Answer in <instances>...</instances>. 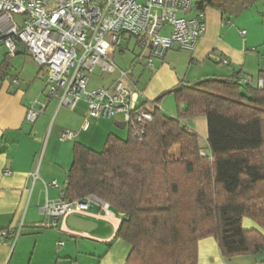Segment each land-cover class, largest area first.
Masks as SVG:
<instances>
[{
	"label": "trees",
	"instance_id": "16d2710c",
	"mask_svg": "<svg viewBox=\"0 0 264 264\" xmlns=\"http://www.w3.org/2000/svg\"><path fill=\"white\" fill-rule=\"evenodd\" d=\"M252 2L206 0L197 8L237 16ZM9 65L5 56L0 78ZM239 77L183 85L173 93L177 117L157 98L143 126L128 123L124 139L108 134L100 151L74 142L63 196H94L121 214L115 235L131 247L129 264H197L206 237L224 258L264 251V90ZM199 116L207 120L206 148L181 123ZM244 217L263 233L243 228Z\"/></svg>",
	"mask_w": 264,
	"mask_h": 264
},
{
	"label": "crops",
	"instance_id": "0c3cea01",
	"mask_svg": "<svg viewBox=\"0 0 264 264\" xmlns=\"http://www.w3.org/2000/svg\"><path fill=\"white\" fill-rule=\"evenodd\" d=\"M15 16L13 20L19 21L20 17ZM208 16L211 20L214 18L212 14H205L206 31L193 49L175 47L162 58L154 59L150 69L145 67L144 60L140 63L136 55L129 69L131 77L137 81L138 105L145 102L151 108L152 101L159 98L158 108L177 117L178 106L171 91L177 85H191L209 77H227L234 72L253 78L264 73V41L259 47L257 41L235 39L231 28H224L222 22L208 25ZM130 41L128 39L127 45ZM5 56L10 65L0 78V229L13 226L21 219L24 227L15 241L0 242V264H129L126 259L131 247L115 235L121 214L112 208L108 207L105 213L97 203L90 206L82 215L95 223L90 231L69 227L67 219L58 220L56 226L43 225L47 218L44 206L59 199L66 186L65 176L72 162L74 142L100 151L108 134L126 138L121 132L126 125L123 128L115 125L122 121V116L95 119L87 115L84 99L73 109L58 108L55 99H48L44 112L35 122H28L25 119L27 107L35 99H45L42 95L44 72L26 50L11 57L3 49L0 63ZM137 64L142 68L134 72ZM95 73L96 77L102 76L98 71ZM88 88L93 89L89 83ZM180 106L182 108L183 104ZM85 119L88 127L82 129ZM181 123L197 134L203 148L207 147L204 116L185 118ZM65 129L75 133L73 139H60ZM47 131L49 137L40 159ZM6 169L9 174H4ZM52 181L56 185H52ZM242 226L263 233L254 221L245 220V224L242 221ZM197 264H264V251L224 258L216 240L206 237L197 243Z\"/></svg>",
	"mask_w": 264,
	"mask_h": 264
},
{
	"label": "built area",
	"instance_id": "2783aa9c",
	"mask_svg": "<svg viewBox=\"0 0 264 264\" xmlns=\"http://www.w3.org/2000/svg\"><path fill=\"white\" fill-rule=\"evenodd\" d=\"M205 1L0 0V54L5 49L12 57L24 45L44 72L45 99L32 101L25 119L35 122L46 109L48 99H55L58 108L69 109L84 99L89 117L111 119L121 115L125 125L143 126L153 106L137 107L139 90L131 69L120 70L108 86L94 89L88 88L89 74L95 70L100 74L114 73L117 70L114 54L123 40L127 42L131 38L140 47L138 57L144 58L148 69L152 68L154 59L162 58L175 47L193 49L206 31L205 9L197 8ZM14 15L20 20H13ZM239 33L243 35L245 31ZM239 82L264 90V73L256 78L240 75ZM81 127L87 129V119ZM142 133L143 129L136 135ZM74 136V132L65 129L60 139ZM9 173L8 169L4 171ZM63 195L62 192L59 199L44 206L47 217L44 226H56L58 220L71 215L82 216L93 203L107 213L108 204L94 196L68 200ZM23 227L21 219L0 229V242L15 241Z\"/></svg>",
	"mask_w": 264,
	"mask_h": 264
},
{
	"label": "rangeland",
	"instance_id": "374dc122",
	"mask_svg": "<svg viewBox=\"0 0 264 264\" xmlns=\"http://www.w3.org/2000/svg\"><path fill=\"white\" fill-rule=\"evenodd\" d=\"M207 15H213L214 18L211 20V16L206 19L207 24L212 25H219L220 22L224 24V28H231V36L235 39H242L245 38L249 42H259V47L263 46L264 41V31H263V25H264V3L263 0H253L252 4L248 6L242 13L239 15H230L228 12H226L223 15V19H221V13L217 11L216 9H213L211 7L206 8ZM17 17V16H15ZM237 19V20H236ZM244 30L245 33L243 34V37L239 35V31ZM258 43V44H259ZM122 52H121V51ZM140 53V47L136 44L135 38H131L130 43L127 45V42L123 40L120 44V47L117 49L116 53L114 54V63L117 66V70L112 73H101L102 76L96 77V71L95 70L92 74H89V87L90 88H98L101 86H106L109 81L112 79H116L119 75L120 70L129 69L134 64V58L136 59V55ZM144 58H140V63H143ZM134 72H138L142 65L137 64L135 66ZM100 77V78H99ZM124 137L127 136L128 130L127 127H125L123 130H121ZM47 131V135L44 141L43 149L40 153V159L43 156L45 146L47 143V138L49 137ZM204 146V145H202ZM100 150V149H99ZM175 154L178 153V149H175ZM249 220L252 222L251 219L244 217L242 221Z\"/></svg>",
	"mask_w": 264,
	"mask_h": 264
},
{
	"label": "water",
	"instance_id": "95a60500",
	"mask_svg": "<svg viewBox=\"0 0 264 264\" xmlns=\"http://www.w3.org/2000/svg\"><path fill=\"white\" fill-rule=\"evenodd\" d=\"M25 52L24 45L19 46L17 54H22ZM181 86L177 85L176 87L172 88L171 91L175 92L176 90L180 89ZM115 125L123 128L125 123L123 121L116 122ZM67 225L73 229L80 230V231H90L92 228L95 227V223L92 220L83 218L82 216L71 215L67 217Z\"/></svg>",
	"mask_w": 264,
	"mask_h": 264
},
{
	"label": "bare ground",
	"instance_id": "6f19581e",
	"mask_svg": "<svg viewBox=\"0 0 264 264\" xmlns=\"http://www.w3.org/2000/svg\"><path fill=\"white\" fill-rule=\"evenodd\" d=\"M106 206V205H105Z\"/></svg>",
	"mask_w": 264,
	"mask_h": 264
}]
</instances>
